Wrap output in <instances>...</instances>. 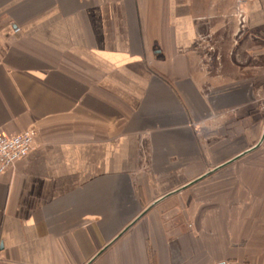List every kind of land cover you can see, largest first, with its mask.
Listing matches in <instances>:
<instances>
[{"label":"crops","instance_id":"obj_1","mask_svg":"<svg viewBox=\"0 0 264 264\" xmlns=\"http://www.w3.org/2000/svg\"><path fill=\"white\" fill-rule=\"evenodd\" d=\"M30 129L0 264H264V0H0Z\"/></svg>","mask_w":264,"mask_h":264},{"label":"built area","instance_id":"obj_2","mask_svg":"<svg viewBox=\"0 0 264 264\" xmlns=\"http://www.w3.org/2000/svg\"><path fill=\"white\" fill-rule=\"evenodd\" d=\"M38 135L36 129L25 130L12 137L0 134V176L30 154Z\"/></svg>","mask_w":264,"mask_h":264}]
</instances>
